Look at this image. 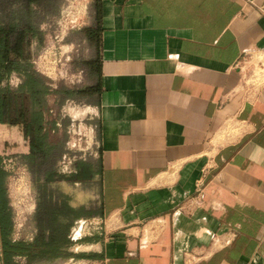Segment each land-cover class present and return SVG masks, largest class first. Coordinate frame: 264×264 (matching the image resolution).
<instances>
[{"label": "crops", "instance_id": "obj_1", "mask_svg": "<svg viewBox=\"0 0 264 264\" xmlns=\"http://www.w3.org/2000/svg\"><path fill=\"white\" fill-rule=\"evenodd\" d=\"M86 3L94 49L81 65L87 84L71 90L97 116L88 161L95 173L85 180L91 210L72 219L73 243L61 259L264 264V0ZM19 25L38 31L29 46L34 62L42 30L33 20ZM22 83L13 73L3 87ZM58 95L47 97L45 114L50 141L61 144L54 167L63 154L51 115ZM31 153L23 126L0 123V264L6 241L17 240L6 163ZM79 219H97L100 229L71 240Z\"/></svg>", "mask_w": 264, "mask_h": 264}, {"label": "rangeland", "instance_id": "obj_2", "mask_svg": "<svg viewBox=\"0 0 264 264\" xmlns=\"http://www.w3.org/2000/svg\"><path fill=\"white\" fill-rule=\"evenodd\" d=\"M30 1L34 3L31 2L32 9L28 4ZM86 2L0 0V20H33L42 30V46L33 61L36 69L45 73L41 74L55 90L77 89L87 84L81 65L92 57L94 42L88 34L93 25ZM89 103L84 96L69 97L63 94H59L53 102L51 115L58 121L57 139L62 141L63 146V154L54 167L61 176L59 180L47 182L46 167L34 171L28 167V158L17 157L12 162L7 161L10 211L17 240L30 239L29 222L41 194L49 193L55 201L77 210L75 217L91 210L87 202L89 182H83L73 175L80 162H88L96 154L98 121ZM10 157L6 158L9 160ZM74 196H77V201ZM67 261L59 259L55 264H65Z\"/></svg>", "mask_w": 264, "mask_h": 264}, {"label": "trees", "instance_id": "obj_3", "mask_svg": "<svg viewBox=\"0 0 264 264\" xmlns=\"http://www.w3.org/2000/svg\"><path fill=\"white\" fill-rule=\"evenodd\" d=\"M19 21L14 19L8 26L0 22V123L6 121L24 127L32 145L28 167L38 171L45 166L47 182L57 181L61 176L56 172L53 162L60 152L61 144L53 143L49 138L50 124L45 120V114L49 110L47 97L58 94L71 97L79 91L55 90L49 86V81L34 68L29 52L31 40L38 36V31L30 25L20 27ZM13 73L23 80L18 90L3 87V83ZM94 173L92 164L80 162L73 175L84 181L91 179ZM4 176L5 173L0 171V178L3 179ZM76 213L77 210L66 203L55 201L49 193L41 194L33 216L36 236L30 241H6V264H18L15 262L16 257L25 258L27 264H40L67 257L68 248L73 243L68 238V231ZM61 218L68 222H62Z\"/></svg>", "mask_w": 264, "mask_h": 264}, {"label": "built area", "instance_id": "obj_4", "mask_svg": "<svg viewBox=\"0 0 264 264\" xmlns=\"http://www.w3.org/2000/svg\"><path fill=\"white\" fill-rule=\"evenodd\" d=\"M33 64L35 67V64H36L35 61L33 62ZM35 69H36V67H35ZM41 73L45 74L44 72H41ZM11 84L15 85L14 79L11 80ZM49 86L53 87L52 84H49ZM100 225H101V223L99 221H97V219H79V220H76L73 224V227L71 230L72 233L70 234V238H71V240L72 239L74 240L76 238H82L84 235H88L94 231L99 230ZM19 259L24 260V258H21V257ZM57 264H61V263H57ZM65 264H86V263L80 262L78 260H68L67 263H65Z\"/></svg>", "mask_w": 264, "mask_h": 264}]
</instances>
